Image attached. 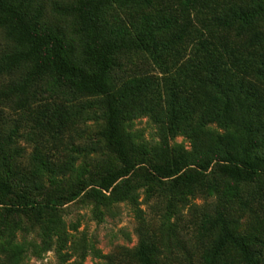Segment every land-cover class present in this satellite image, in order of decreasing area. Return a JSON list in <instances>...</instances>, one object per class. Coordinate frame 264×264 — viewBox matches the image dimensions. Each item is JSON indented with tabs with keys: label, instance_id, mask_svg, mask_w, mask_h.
I'll list each match as a JSON object with an SVG mask.
<instances>
[{
	"label": "trees",
	"instance_id": "obj_1",
	"mask_svg": "<svg viewBox=\"0 0 264 264\" xmlns=\"http://www.w3.org/2000/svg\"><path fill=\"white\" fill-rule=\"evenodd\" d=\"M176 1L178 14L165 11L168 0H0V102L23 109L48 91L51 101L31 119L66 149L56 161L36 139L22 165V147L0 131V264H28L35 247L60 264L87 255L101 264H169L171 217L201 195L216 205L204 218L214 237L199 264H264V0ZM136 59L163 70L150 75ZM99 114L118 164L87 173L75 165L73 138ZM139 116L162 123L160 141L132 130ZM141 189L164 205L157 237ZM78 199L93 203L98 219L131 206L140 237L133 255L116 262L86 233L71 232L78 225L60 208ZM246 214L250 225L240 231ZM24 217L39 228V245Z\"/></svg>",
	"mask_w": 264,
	"mask_h": 264
},
{
	"label": "rangeland",
	"instance_id": "obj_2",
	"mask_svg": "<svg viewBox=\"0 0 264 264\" xmlns=\"http://www.w3.org/2000/svg\"><path fill=\"white\" fill-rule=\"evenodd\" d=\"M53 1L47 0L50 6ZM61 1L70 2L71 0H59V2ZM164 6L166 12L180 13L176 0H168V3H165ZM3 37L4 35L1 32L0 48L4 46ZM135 62L136 65L141 66L143 71H148L150 75L161 74L163 70L147 61L136 59ZM168 64L170 68L171 63ZM130 66V70H134L133 65ZM49 101H51V98L48 91L23 109H19L12 99H1L0 131L3 133L12 132L14 135L13 145L22 147V157L19 158L22 165H26L29 161L37 140L41 142L43 149L47 150L56 161L63 159L66 154L65 146L51 139L48 133L42 132L31 119L37 109ZM103 125L104 121L99 114L93 119L81 123L80 129L74 134V143L80 148L76 152L75 164L79 170L85 169L87 173H93L111 164H118L114 154L107 149L103 141L101 135ZM132 130L149 141H160L163 135L162 123L149 116L137 117L132 124ZM173 142L183 143L188 149L190 147L189 140L184 136H177ZM139 201L146 218V226L151 234L157 237V233H160V221L164 205L158 206L156 198L148 201L144 189L140 191ZM252 201L256 210L257 203H255V199H252ZM215 205L214 198L201 195L191 199L188 205L172 215L171 221L176 222L174 226L176 243H174L171 252L168 253L169 264H180L176 258L181 255H185L192 264H199L203 250L210 245L214 237V232L204 230V218L206 214L213 211ZM116 211L114 215L106 213L102 219H98L93 214V203L81 199L60 208V213L68 225L71 226L73 223L78 225V231L71 230V232L78 235L86 233L104 254H112L114 260L119 262L126 255H133L140 237L138 232L139 221L136 219L131 206L127 203H120ZM249 220L250 216L246 214L239 220L238 229L246 231L250 225ZM24 222L29 230L27 231L29 240L39 245V228L29 218L24 217ZM27 262L28 264H60L54 251L40 252L37 247L33 248ZM65 264H101V260L93 255H87L82 262L71 259Z\"/></svg>",
	"mask_w": 264,
	"mask_h": 264
}]
</instances>
